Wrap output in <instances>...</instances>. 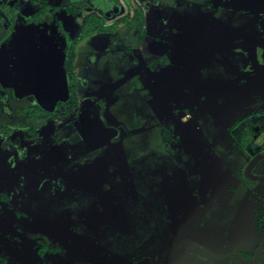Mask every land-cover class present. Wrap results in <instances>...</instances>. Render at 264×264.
Instances as JSON below:
<instances>
[{"label": "rangeland", "instance_id": "1", "mask_svg": "<svg viewBox=\"0 0 264 264\" xmlns=\"http://www.w3.org/2000/svg\"><path fill=\"white\" fill-rule=\"evenodd\" d=\"M1 1L12 3L11 0ZM81 1L46 0V4L44 0L38 3L14 0L12 9L0 6V60L18 66L31 57L36 72L41 74L32 77L29 93L53 107L58 99L66 96L61 88L68 82L61 70L43 74L41 60L48 58L50 63L58 64L56 69H62L60 63L65 52L74 53L77 79L85 92L95 88L94 81L98 79L104 84L102 95L112 96L118 90L120 103L114 107L118 121L129 125L135 123V118H141L145 122L148 129L135 136L134 141L142 151L146 147L151 149L145 158L150 167L153 159L163 153L165 137H168L165 134L169 130L174 137L171 140L174 148L182 150L178 159L172 156L166 162L167 165L177 164L176 169L186 179L179 189H189L197 196H206L212 190L220 196L215 203H209L202 226L197 225L193 230L190 227L183 234L217 255L240 253L257 258L264 240L259 221L260 212L264 211V148H260L264 147V35L261 30L264 0H223L221 7L214 5L217 10L212 6L213 0H118L119 4L111 0L115 8L109 12ZM90 1L101 2L105 8L109 5L107 0ZM69 4L82 7L83 11L78 15H63L62 5ZM54 5L59 9L53 11ZM232 7L245 15L244 21L235 19L233 22V26H237L233 31L238 33L239 26L245 29L241 39L234 38L235 33L229 31L228 21L224 20L229 11L232 15ZM134 8H140L143 13L146 29L143 40H140L137 25L80 38L87 15L96 12L110 25ZM40 10L44 15L34 18ZM18 24L33 28V43L24 34L18 42ZM11 37L14 43H10ZM241 58L245 63L254 58L257 70H253L254 64H246L245 70L240 71L237 62ZM157 59L172 63L167 72L175 70L178 92L162 84L161 90L165 88L167 93L176 94L180 104L175 99L164 100L163 92L154 89L152 83L160 77V74L154 79L151 76L158 67ZM146 65L151 67L149 71ZM31 100L27 98L22 103L12 89L0 84V125L17 126L18 108ZM86 104L87 100L83 99L79 110ZM186 112L191 118L185 117ZM58 131L61 127L52 122L40 128L41 147L50 137L57 138ZM17 138L18 131L14 129L0 137V169L4 174L0 179V201L2 192L10 195L13 203L19 189L23 195L30 192L43 163L39 150L30 149L29 153L24 150L21 163L32 164L36 173L31 175L25 168L14 166L18 164V152L22 153L15 143ZM45 150L52 155L50 160L63 158L57 148L51 146ZM8 216L2 218L4 223L0 220L4 234L13 226ZM14 226L18 229V220ZM133 238L132 243L137 240ZM119 243L114 247L124 248L121 240ZM190 248L196 256L186 259L183 254ZM154 252L162 253L164 249L156 246ZM0 254H3L1 250ZM174 256V264H247L239 258H210L190 242L180 244ZM2 259L5 264H18L11 258L7 260L5 253ZM258 264H264V260Z\"/></svg>", "mask_w": 264, "mask_h": 264}, {"label": "flooded vegetation", "instance_id": "2", "mask_svg": "<svg viewBox=\"0 0 264 264\" xmlns=\"http://www.w3.org/2000/svg\"><path fill=\"white\" fill-rule=\"evenodd\" d=\"M11 1V4H4L0 0V6L12 9L14 0ZM212 3V6L216 4L221 7L223 0H219V3L213 0ZM71 6L73 5H62L63 15H71ZM217 6H214L215 10L218 9ZM56 8L59 9L54 5L53 11ZM97 8L103 10L101 5H97ZM233 9L232 15L229 11L224 20L228 21L229 31L235 33L234 38L241 39L245 29L239 26L238 33L233 31L237 27L233 26V22L235 23V19L244 21L245 15ZM41 15H44L43 10L35 13L34 18ZM57 23L59 24L58 21ZM26 25L22 27L18 24V42L24 34L33 43V28ZM261 30L264 35V27ZM10 43H14L12 37ZM169 47H172L171 43ZM126 48L130 50L128 46ZM19 54L21 55L20 52ZM72 54L69 50L65 52L62 64L60 63L62 69H56L58 64L50 63L48 58L41 60L45 69L43 74L51 75L61 70L64 72V80L68 82V85L64 82L61 88L62 93L66 91V96L58 99L53 107L29 93L32 77L41 74L36 72L31 57L24 65L18 66L0 60V84L12 89L22 103L27 98L33 99L29 104L18 108L15 114L18 117L17 126L0 125V137L1 134L8 135L13 129L18 131L15 143L22 153L20 155L18 152V164L15 163L14 166L25 168L31 175L36 173L32 164L21 163L24 150L29 153L30 149L39 150L43 162L34 179V185L39 182L37 188L32 184L33 189L25 195L20 194L19 189L14 196V203L10 202V195L1 193L0 220L3 221V217L8 218L10 215L9 221L13 225L6 234L0 227V250L5 253L7 260L11 258L18 264H174L176 248L183 242H190L213 259L239 258L247 264L263 261L264 240L257 258L240 253H224L221 256L183 234L190 227L193 230L197 225L202 226L209 203H215L220 196L212 190L206 196H197L189 189H179V185L186 179L176 169L177 164L173 162L167 165L166 162L168 157L178 159L182 150L174 148L171 143L174 137L172 133H168L169 130L165 134L168 137H165L163 153L153 159L150 167L145 158L151 149L146 147L142 151L138 148L139 143L134 141L135 136L145 133V128L148 129L145 122L141 118H135V123L129 125L118 121L114 112V107L120 103L118 90H113L112 96L109 93L102 95L104 84L98 79H95L97 82L94 81L95 88L85 92L77 79L76 60L74 68L71 67ZM130 60L136 64L135 59L131 57ZM160 61L157 59L158 67L151 75L153 79L157 74L160 77L155 82L152 81V85L158 93L163 92L164 100L175 99L180 104L176 94L167 93L165 88L161 90L162 84V87L169 85V90L178 92L179 82L174 81V69L167 72L172 63ZM237 64L240 71L245 70L246 64H254V71L258 67L254 58L247 63L241 58ZM148 68L151 67L146 65L145 69ZM83 99L87 100V104L79 110ZM185 117L191 118L190 113L186 112ZM49 122L61 127V131L55 134L58 135L57 138L50 137L49 142L41 147L39 130ZM188 124L189 122L185 127ZM51 146L63 154L60 161H54L53 158L50 160L52 155L49 156L45 149ZM260 148L263 150L264 147ZM3 176L0 169V179ZM19 177L18 174V179ZM259 217L260 227L264 230L263 210ZM16 220L18 229L14 226ZM133 237H137V240L132 243ZM120 240L124 248L117 249L114 245L120 244ZM156 246L162 247L164 252H154ZM150 249H154L153 252ZM190 249L183 254L186 259L196 256L193 249ZM3 254H0V264H5Z\"/></svg>", "mask_w": 264, "mask_h": 264}, {"label": "trees", "instance_id": "3", "mask_svg": "<svg viewBox=\"0 0 264 264\" xmlns=\"http://www.w3.org/2000/svg\"><path fill=\"white\" fill-rule=\"evenodd\" d=\"M117 4H119L118 0H115ZM109 6V7H108ZM110 5H107V7L101 6L104 10H109ZM83 11L82 7H75L71 6L69 9V12L71 15H78ZM135 25L138 26V29L140 31V40H143L145 37L146 29H145V21L143 17L142 10L140 8H134L131 13L126 15L125 17H122L121 19L117 20L115 23L111 25L105 24V19L103 17H100L99 15L92 13L90 15H87L83 22V28H82V35L80 38H85L93 34H105L109 33L114 30H119L122 28H132ZM76 60V55L73 53L71 55L70 64L72 69L74 68V62Z\"/></svg>", "mask_w": 264, "mask_h": 264}, {"label": "crops", "instance_id": "4", "mask_svg": "<svg viewBox=\"0 0 264 264\" xmlns=\"http://www.w3.org/2000/svg\"><path fill=\"white\" fill-rule=\"evenodd\" d=\"M75 1V0H74ZM77 1H81V0H77ZM84 2H85V5H87V3L89 2V3H92L94 6H96L97 7V5H101V2L99 3V2H95V1H90V0H83ZM83 1H81V2H83ZM108 2H109V5L111 6L110 7V10H102L103 12H109V11H111V10H113L114 8H115V6H112L111 4H110V2H111V0L109 1V0H107ZM113 1H115V0H113ZM83 2V3H84ZM80 3V2H79Z\"/></svg>", "mask_w": 264, "mask_h": 264}]
</instances>
